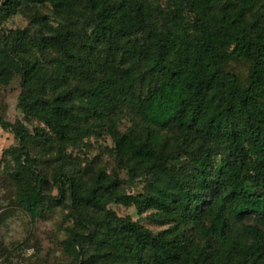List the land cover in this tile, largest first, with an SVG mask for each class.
<instances>
[{"label": "trees", "instance_id": "trees-1", "mask_svg": "<svg viewBox=\"0 0 264 264\" xmlns=\"http://www.w3.org/2000/svg\"><path fill=\"white\" fill-rule=\"evenodd\" d=\"M21 1L3 0L1 17ZM24 1L59 19L30 38L2 35L0 79L20 78L24 120L37 119L66 147L80 139L83 119L106 118L119 167L145 178L133 194L115 170L97 171L90 183L60 172L55 183L74 219L63 252L76 264H264V0ZM117 39V78L95 79L99 44ZM30 43L38 57L27 54ZM54 76L88 81L83 117L67 88L48 93ZM123 89L135 97L144 134L112 122ZM0 125L19 140L16 163L34 173L29 148L42 129L31 134L1 113ZM13 176L0 166L7 200L0 226L17 211L31 223L44 218L52 196L42 174L23 186ZM111 205L151 211L169 226L155 232ZM6 252L0 243V257Z\"/></svg>", "mask_w": 264, "mask_h": 264}, {"label": "rangeland", "instance_id": "rangeland-1", "mask_svg": "<svg viewBox=\"0 0 264 264\" xmlns=\"http://www.w3.org/2000/svg\"><path fill=\"white\" fill-rule=\"evenodd\" d=\"M2 2L3 0H0V5ZM160 2L164 4L165 0ZM58 22L59 19L49 7L23 0L9 16L3 18L0 14V41L7 30L24 33L30 38L46 32L47 26H55ZM122 42L121 39H117V44H99L98 59L101 66L100 70L97 68L94 72L95 79L106 76L116 77L112 67L120 63ZM27 48L30 57L39 56L40 52L32 43L28 44ZM117 81L123 83L122 79L118 78ZM86 83L88 81H81L71 76L64 81L61 77L54 76L49 83L48 93L52 94L61 88H67L72 93L76 111L83 117L87 101L80 90ZM123 87L125 88L124 84ZM137 91L139 94L142 93L139 88ZM19 93L18 76L12 77L7 85L0 79V113L4 120L10 123L23 122L31 134L35 129H42V136L38 141L32 142L29 148L36 171L29 172L16 163V156L20 152L19 140L11 129H5L1 125L0 166L5 173L13 174L15 182L21 186L30 184L35 180L36 173L40 172L44 180L42 187L52 198L45 203L44 218H38L31 223L24 212L17 211L0 226L1 248H7V252L0 257V264H76L72 256L65 254L60 246L61 241L66 238L67 228L73 225L74 219L70 212L68 194L66 192L61 195L55 183L56 176L64 172L79 177L85 183H90L97 171L115 170L123 180L126 191L133 194L142 191L145 178L138 176L130 179L128 168L119 167L121 161L115 156L114 144L108 133L109 120L86 117V120L83 119L80 123V139L76 145L63 147L40 121L24 120L19 106ZM118 98L112 116L115 127L120 132L144 134L147 129L136 113L135 97L129 96V92L123 89ZM4 184V178H0V206L7 205ZM110 207L118 215H129L133 220L139 221L155 232L169 226L153 221L150 217L151 211L140 213L133 206L111 205Z\"/></svg>", "mask_w": 264, "mask_h": 264}]
</instances>
